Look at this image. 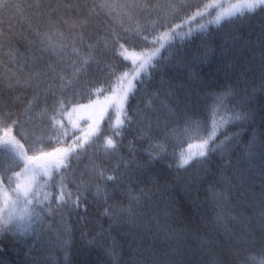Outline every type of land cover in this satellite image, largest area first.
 Masks as SVG:
<instances>
[{
	"label": "trees",
	"instance_id": "16d2710c",
	"mask_svg": "<svg viewBox=\"0 0 264 264\" xmlns=\"http://www.w3.org/2000/svg\"><path fill=\"white\" fill-rule=\"evenodd\" d=\"M29 2L34 4L36 0H6L5 6L0 9V20L3 21L0 26L7 29L10 19L19 20L20 17L16 15L17 6L27 8ZM44 2L47 3V0ZM110 2L124 5L131 4L134 0H110ZM135 2L148 5L151 11L137 9L134 14L129 13L133 16L132 19H128V16H123L121 19L119 7L112 13V16L116 18L113 26L122 31L119 27L122 23L130 30L129 36L132 29L143 26L146 29L144 34L148 35L150 40L153 35H159L166 30L164 25L169 27L179 25L153 59L152 64L138 75L136 70L139 63L147 58L142 53L150 55L154 48L159 47V44L152 45L133 37L126 42L128 49L126 54L130 59L124 60L112 51L105 50L96 57L100 63L89 65L86 73L67 89H61L59 81H52L50 77L39 88L16 86L10 89L8 79H3L0 94L9 101L14 113L13 118L18 117L22 127L16 130L19 132L16 136L19 143H15L11 140V136H5L0 131V145H3L5 140L11 141L13 145L11 154L0 152V173H3L0 187H3L2 189L12 199L26 205L27 212L23 223L27 226L29 215L34 218L33 209L39 207L36 201H41L44 205L50 202L54 204L56 198L61 195L59 187L61 182L67 186V189L74 191L75 185L81 179H91L94 165L106 168L110 172L121 156L141 163L148 162L149 157L145 150L148 149L149 144H163L164 150L160 151L159 158L151 161L147 169H137L135 163L129 169L134 179L142 176L145 181L143 184H134V187H152V180L160 186V190L154 194V200L157 203L151 208L144 209L146 221L135 230L141 235L147 233L144 238V247L151 245L160 250L183 248L185 243L183 236L177 239H165L169 228L176 225L171 223L163 210L166 203L178 201L184 206V213L189 217L188 224L192 229L200 226L201 217L208 221L209 229H211L214 226L215 217L220 215L223 216L227 228L237 236H244L245 242L235 245L237 255L233 258V264H259L260 258L264 255V231L256 227V208L250 198V192H260L261 182L264 181V91L259 90L261 87L259 73H249L246 80L241 79L233 70L218 64V57L212 56L207 63H193L191 68L197 74V78L191 79L189 70L176 67L175 59L172 57L176 51H179L189 61H195L206 47L216 48L223 35L233 32H238L243 37H249L251 33L249 38L255 40L261 26L264 25V12L257 10L255 13H249L246 9H242L241 5L247 0H175L174 8L170 7L173 0H135ZM241 11L244 12L243 16L240 15ZM189 17H195V19L189 20ZM217 19L219 24L214 23ZM37 23L41 32H64L65 34L68 32L67 26L62 22L51 29L47 26L46 20L37 21ZM201 25L204 30L197 31ZM190 28L193 31L188 37L185 34ZM16 31H20L19 24L16 25ZM102 36L103 33L94 35L93 42ZM52 39L57 43L62 40L59 35H53ZM14 43L16 47H20L18 42L14 41ZM253 51L258 55L255 46ZM245 57L255 63L252 61V53L246 52ZM7 59V57L4 58L5 63ZM45 59L55 63L58 57L46 55ZM133 59L137 60L135 65ZM70 63L71 60H68V64ZM60 68L67 73L71 72V68L67 65H57L58 71ZM124 73H128V76L123 80L122 86L128 87L129 83L132 86L129 98L124 105L127 115L131 117V123L127 124L124 130L122 147L116 157H105L102 152L97 151L96 145H93L86 151L78 150L79 156L75 153L70 154L68 167L61 168L59 173L52 177L40 174L33 178L32 171L24 170L23 158L26 155H40L41 152L53 153L56 148L63 149L76 142L77 137L82 136V130L86 131L92 123L90 117H95L104 103V97L110 95L114 87L119 89L121 85L118 83V78ZM162 78L179 86L177 95L180 103L174 114L161 113L157 122V114L146 109L144 104L147 95L160 88ZM15 83L13 79L12 84L15 85ZM48 83L56 85L52 89L55 92L54 96L52 92H45ZM225 89L234 91L231 104L242 105L244 111L251 113V118L247 121H237L227 127L226 132L233 139L223 154L220 151L212 153L208 157V163L203 166L197 162L200 159L197 156L191 160L189 166L178 170L176 165L180 157H184L190 146L202 143L210 133L215 98L217 95H222ZM253 89L257 91L253 93ZM246 92L252 93L247 102L243 100ZM37 94L39 96L33 108L25 114L27 101ZM12 97H19V100L13 104L10 99ZM60 99L72 101L67 105L71 118L69 119L67 114L63 118L58 117L53 129L49 117L52 116L56 102ZM93 101H100V104L85 107ZM74 107L81 109L72 112ZM89 110H91L90 114L82 117V112ZM145 113L152 118L150 129L147 119L141 120V116ZM115 116V109L109 108L100 122L103 133L109 132V117H111V123H115ZM141 129L149 131L148 138H138ZM57 136L61 143H57L55 138ZM50 137L53 138L50 139ZM223 138L222 134H218L215 142L219 143ZM130 141L136 147L134 155L128 151ZM99 143H102V139ZM61 155L62 153L52 155L56 160L48 164L55 165ZM35 166L32 165V167ZM120 170L124 171L123 164ZM16 173L21 175L16 176ZM8 177L12 179L10 189L6 183ZM17 184L22 188L31 189L28 200L32 203H28V200L22 196L19 199L16 198V191L13 190L17 189ZM186 188H190L191 197L185 196ZM94 192L93 184L91 191L87 193L89 199ZM192 198H196L195 207L191 205ZM124 203H127L126 199ZM104 207L102 202L95 205L94 214L107 228V219L100 216ZM7 215L8 212L0 214V228L4 227L3 220L7 218ZM42 215L45 217L43 224L33 225L35 234L28 238L27 246L22 250L9 237H0L5 246L4 259L10 264H37L33 257L38 258V264H84L83 241L77 220L65 214V220L73 228L71 243L65 248L58 242L62 229L60 215L49 214L47 211H44ZM152 217L156 219H151ZM232 217L238 219L233 220ZM245 217L251 219L245 220ZM14 223H20V221H14ZM245 228L250 230L245 232ZM94 230L99 231V227L94 226ZM206 230L208 229L200 228L199 234L203 235ZM126 231H128L127 225L120 226L113 229L112 236L122 240L120 234ZM187 243L193 248H198V244L190 236ZM108 244H111V240ZM132 255L125 246L119 264H130ZM251 257H256V260L252 261ZM88 260L89 264H113V260L106 254L104 247L93 250ZM188 264H196V261H188ZM199 264H204L203 259L199 260Z\"/></svg>",
	"mask_w": 264,
	"mask_h": 264
},
{
	"label": "snow or ice",
	"instance_id": "6c2138e0",
	"mask_svg": "<svg viewBox=\"0 0 264 264\" xmlns=\"http://www.w3.org/2000/svg\"><path fill=\"white\" fill-rule=\"evenodd\" d=\"M6 0H0V9L5 6ZM121 9V19L123 16H128L132 19L133 16L129 13H135L137 9L141 11H151L148 5H141L136 3L135 0L131 4L116 5L110 0H36L33 4L28 3L27 8L17 6L16 15L20 17L19 20L10 19L8 21L7 29L0 26V86L2 81L7 78L9 81V88L16 86L21 87H36L39 88L41 84L47 82L49 77L52 81H59L61 89H67L70 85L75 84L80 76L86 73L89 65L100 61L96 58L105 50L112 51L115 55L121 56L124 60L130 59L126 53V42L133 38H139L152 45L159 44V47L154 48L151 54L142 53L146 56L139 63L136 74L143 72L146 67L152 64L153 59L157 56L160 49L164 47L169 38L176 32L179 25L167 26L165 31L160 32L159 35H153L149 40L148 35H145L146 29L140 26L131 30V36L128 35L129 29L120 24V29L114 27L113 24L116 18L112 16L113 11L117 8ZM170 7H175V0ZM242 9H246L249 13H255L257 10L264 12V0H247L246 3L241 5ZM240 15L243 16L244 12L241 11ZM195 17H189V20ZM47 21V26L51 29L56 24L63 23L67 26L68 32H41L37 21ZM3 21L0 20V25ZM219 24V19L214 21ZM19 24L20 31H16V25ZM203 25L197 31H203ZM192 29L185 35L190 37ZM103 33L102 37H98L93 42L92 37ZM123 33V34H122ZM53 35H59L62 40L57 43L52 39ZM251 33L249 34V37ZM243 37L238 32L223 35L220 39L221 42L216 48L206 47L201 55L195 58V61H189L183 57L179 51L173 54L175 59V66L178 68H187L189 70V77L196 79L197 74L192 71L191 66L193 63H207L212 56L218 57L217 63L226 66L228 69L233 70L239 78L246 80L249 73H259L260 91H264V25L256 35V39ZM14 41L18 42L20 47H16ZM102 41V43H101ZM253 46L258 51V55L253 51ZM70 50V51H69ZM252 53V61L250 62L245 53ZM56 56L58 59L55 63L46 61L45 57ZM7 57L6 63L4 58ZM68 60L71 63L68 64ZM137 63L133 59V64ZM67 65L71 68V72L67 73L60 68L57 70V65ZM27 70V71H25ZM128 73H124L122 77L118 78V83L121 85L117 90L115 87L110 95L104 97V103L99 108L97 114L92 119L86 131L82 130V136L77 137L76 142L66 148H56L53 153L41 152L40 155H30L23 158V168L25 171H32L33 178L36 175L43 174L44 176L52 177L54 174L59 173L61 168L68 167V159L70 154L75 153L79 156L78 150H87L89 147L96 145L97 151L102 152L105 157H116L122 147V138L125 134L124 130L127 124L131 123V117L127 115L124 108L125 103L129 98L131 91V83L128 87H123V80L126 79ZM135 78V76H134ZM15 79V85L12 80ZM56 85L48 83L45 92L52 91ZM179 86L173 85L171 82L161 79L160 88L147 95L144 107L156 113V120L159 122V115L174 114L177 106L180 103L177 95V88ZM102 91V90H98ZM257 91L253 89V93ZM234 95L232 89H225L222 95H217L215 104L212 108V129L207 135V138L202 141L201 150L199 152V160L197 161L202 166L208 163V157L217 151L222 154L227 149L229 143L233 139L226 132L229 125L237 121H247L251 118V113L244 111L242 105L231 104V98ZM34 96L28 100L25 107V114L31 111L37 98ZM252 93H247L243 97L245 102L249 101ZM14 104L19 97L10 98ZM72 103L66 99H60L56 102L53 109L52 116L49 119L52 121L51 127L55 129L57 118H63L65 114L71 118V113L67 110V105ZM100 104V101H93L92 104L85 106L91 107L92 105ZM231 105V106H230ZM109 108L116 111L115 123H111L109 132L103 133L100 127V122L108 113ZM79 108L74 107L72 112L78 111ZM13 111L10 107L9 101L4 99L3 94H0V131L5 136H11V140L19 143L16 136L19 132L16 131L22 127L20 119L13 118ZM217 117L219 119L217 120ZM147 119L149 129L151 127L152 118L147 114L141 116V120ZM75 127V125H74ZM65 135L67 134L65 130ZM218 134H222L224 138L216 143ZM149 137V131L141 129L138 136L139 139ZM53 137H50V139ZM57 143H61L58 136L55 137ZM102 139V143L99 141ZM13 145L11 141L5 140L3 145H0V152L12 153ZM164 150V145L159 143H150L148 149L145 151L149 157L148 162H137L134 159L129 160L123 156L119 158L116 165L109 172L108 169L98 166H93L92 177L89 180L81 179L76 185L75 190L67 189V186L61 182L59 184L61 195L56 198L55 203L44 205L41 201H36L38 208H34V218L29 215L27 226L23 223L25 217L23 215L17 217L10 210L8 211L7 218L3 220L4 227L0 228V237L7 236L22 250L27 246L28 238L35 234L33 225H42L45 217L42 215L44 211L49 214L60 215L62 229L58 236V242L63 247L71 243V233L73 228L65 220V214L69 217H74L80 225V237L83 241V249L85 255L84 264H89L88 256L93 250L104 247L106 254L113 260V264H119L122 258L125 246L129 253H132L130 264H188V261H196L203 259L204 264H233V258L237 255L235 245L245 242L243 235L237 236L231 229L227 228L223 216L217 215L214 219V226L209 229V223L201 217V224L198 228L192 229L188 220L189 217L184 213V206L177 202L166 203L164 214L173 225L170 227L169 233H166L165 239H177L183 236L185 243L183 248H170L169 249H156L149 245L144 247V235L139 234L137 229L141 227L146 221L145 208H151L157 201L154 200V194L160 190L159 184L152 180V187H134V184H143L145 181L143 177H136L129 171L131 166L135 163L137 169H147L148 164L159 158L160 151ZM128 151L135 154L136 147L130 141L128 144ZM56 153H62L60 158L56 161L55 165L36 164L44 156H51ZM191 163V159L180 157L177 163V169L186 168ZM123 164L124 171L120 170ZM19 166V164H17ZM21 173H16L20 176ZM3 179V173H0V180ZM151 179V177H149ZM111 182V183H109ZM7 187L11 188L12 179L7 178ZM95 185V192L92 198L89 199L87 193L91 191L92 185ZM260 192H250V198L254 202L256 208L255 216L257 219L256 227L264 231V181L261 182ZM111 189V191L109 190ZM16 198L21 196L28 200L31 189L22 188L17 184ZM185 196L191 197L190 188L185 189ZM215 195V194H214ZM126 199L127 203H124ZM113 201V202H109ZM13 200V204H15ZM105 205L103 212L100 213L102 218L108 221L107 228L95 216V205L100 203ZM28 203H32L28 200ZM192 207L196 206V198L191 199ZM151 219H156L152 217ZM237 220V217H232ZM245 220H250V217H245ZM20 221V223H14ZM127 225L128 231L121 232L122 240H117L112 236V231L120 226ZM182 225V226H181ZM94 226L99 227V231L94 230ZM200 228L208 229L203 235H200ZM250 229L245 228L247 232ZM196 241L198 248H193L192 245L187 243L188 238ZM67 237V238H65ZM89 237H91L89 239ZM111 240V244L108 241ZM135 245V246H134ZM5 246L3 240L0 239V264H10L4 259ZM252 261L256 257L250 258ZM34 261L38 258L33 257ZM259 264H264V255L259 260Z\"/></svg>",
	"mask_w": 264,
	"mask_h": 264
},
{
	"label": "rangeland",
	"instance_id": "374dc122",
	"mask_svg": "<svg viewBox=\"0 0 264 264\" xmlns=\"http://www.w3.org/2000/svg\"><path fill=\"white\" fill-rule=\"evenodd\" d=\"M79 109H81V108H79ZM90 112H91V110L82 112V117L83 116L85 117L86 115L90 114ZM201 144L202 143H197V144L190 146L187 149V152L185 153L184 158L185 159L190 158L192 160L193 158L199 156L198 154L201 150ZM55 160H56V158L52 155L51 156H44L40 161L35 162L33 165L48 164V163L53 162ZM2 188L0 187V214L2 212H8L11 210L13 212V214L17 217H19L21 215L24 216L25 213L27 212L26 205L23 204L22 202H20L19 200H15L16 202H15V204H13L12 202L14 199H12Z\"/></svg>",
	"mask_w": 264,
	"mask_h": 264
}]
</instances>
